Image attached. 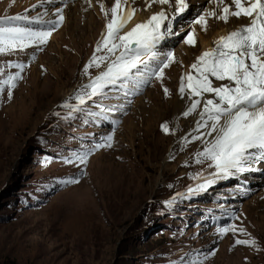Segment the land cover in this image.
Segmentation results:
<instances>
[{"label": "rangeland", "instance_id": "rangeland-1", "mask_svg": "<svg viewBox=\"0 0 264 264\" xmlns=\"http://www.w3.org/2000/svg\"><path fill=\"white\" fill-rule=\"evenodd\" d=\"M115 2L0 0V20L57 21L63 10L55 27L13 22L36 31L48 25L51 35L43 45L0 54V81L19 73L10 99L7 86L0 87V264H264V175H246V193L198 157L213 137L192 123L197 110L184 115L189 101L201 98L178 90L187 54L195 59L198 49L195 21L205 16L207 24L216 17L206 14L219 15L225 6L200 0L188 24L181 23L184 15L170 32L166 27V44L155 51L173 59L160 79L152 76L132 93L118 82L81 105L83 86L106 70L107 61L84 71L94 53L107 55L95 50ZM148 7L155 5L128 0L120 9L146 15ZM189 33L194 46L184 43ZM211 79L214 87L228 83ZM89 149L79 163L76 154ZM220 210L233 219L210 226L207 219ZM237 239L255 243L237 245Z\"/></svg>", "mask_w": 264, "mask_h": 264}, {"label": "snow or ice", "instance_id": "snow-or-ice-1", "mask_svg": "<svg viewBox=\"0 0 264 264\" xmlns=\"http://www.w3.org/2000/svg\"><path fill=\"white\" fill-rule=\"evenodd\" d=\"M50 2V0H45ZM153 3L167 4L169 0H152ZM177 12L186 8L184 0H176ZM235 11L225 6L222 14L210 12L206 15L228 21L229 16L239 18L241 15L252 17L248 26L233 30L216 40L215 47L204 51L195 63L191 65V72L181 77L179 92L183 97L187 88L189 98L200 97L193 100L190 108L184 113L189 115L202 104L200 120L197 129L206 127V135L213 137L205 141V148L198 153V157L211 162L216 169V174L227 177L239 172L250 170L255 162L264 161V0H231ZM247 6H244V3ZM128 0H116L111 8V18L106 24V32L98 42L96 52L107 50V55L97 57L94 53L92 60L85 66V73L90 67H99L100 63L107 61L106 70L102 71L89 84L83 86L85 92L78 97L79 103L85 102V97L91 99L102 95L103 90L109 85L118 82L127 87L128 83L138 86L147 83L148 79L156 76L162 77L163 69L169 66L173 58L168 54L164 60L160 59L155 51L156 45L164 38L161 26L168 19L166 13L161 11L154 14L146 22L138 23L130 31L122 29L128 24L135 14V10L128 8L118 16L117 11ZM223 3V0H218ZM104 11L103 5L100 6ZM57 9V14L59 13ZM107 16L108 13L105 12ZM63 16H59V21ZM22 21L25 24H49L55 27L56 20L44 21L39 16H13L0 20V54L16 50H24L32 45H43L51 35V30H33L30 27H20L13 22ZM206 30L205 16H200L196 21ZM171 31V25H168ZM184 43L194 46V36L189 33ZM111 58V59H110ZM22 69L23 65H16ZM227 81L228 83L214 87L213 80ZM19 79V73L8 76L0 81V87L7 86L9 99L14 81ZM185 80L187 83L185 84ZM205 93L213 94V98L203 99ZM167 95V89H165ZM167 131L165 126H162ZM112 137L106 138L107 146H111ZM103 144L94 145V148L103 147ZM91 149L83 155L76 154L79 163H86ZM199 162V161H198ZM76 181H67L74 183ZM210 183V182H209ZM237 231L235 228L231 229ZM229 231L228 228L221 229ZM242 231V230H241ZM237 245H252L255 241L239 240ZM192 264H197L193 261Z\"/></svg>", "mask_w": 264, "mask_h": 264}, {"label": "bare ground", "instance_id": "bare-ground-1", "mask_svg": "<svg viewBox=\"0 0 264 264\" xmlns=\"http://www.w3.org/2000/svg\"><path fill=\"white\" fill-rule=\"evenodd\" d=\"M72 0H65V3L66 4H70ZM145 2L149 3V4H153L155 5L154 8H150L148 7L147 8V12H146V15H142L140 13H135L134 17L130 20L131 23H129L128 25L125 26L124 28V31L123 32H127V31H130L131 28H133L136 24L138 23H142V22H146L148 19L151 18V16L154 14V13H157L160 9L162 8H165V7H169V5H161L159 3H153L152 0H144ZM199 1L200 0H190L189 1V8L188 10H186L185 12H183V16L186 15V17L184 19H182L181 23L186 25L188 24L187 22V19L189 21V14L192 13V12H196L197 11V7H194V6H197V4H199ZM88 2V1H87ZM186 3H188L186 1ZM222 6H229V5H232V2L231 0H223V3H221ZM233 8L235 9L234 5H232ZM244 6L246 7L247 6V3L245 2L244 3ZM70 7V6H69ZM70 9V8H69ZM71 10V9H70ZM123 10V9H122ZM122 10L119 8L118 9V14H120L122 12ZM236 10V9H235ZM63 11V10H61ZM59 12L56 16H57V21H59V16L62 15V12ZM107 12V11H106ZM148 13V14H147ZM220 14H222V11L220 12ZM104 15H105V12H104ZM189 15V16H188ZM63 16V15H62ZM56 19V17H54ZM179 18V17H178ZM65 19V18H64ZM251 19L252 17H246V16H243L241 15L239 18L237 17H234V16H229L228 18V21L227 22H224L223 20H220V19H217L215 18L210 20L209 22H207L206 24V30L204 27H202L201 24H199V27L198 30H196V32L194 33L195 35V38H196V41H197V44H198V49L196 50V57L194 59L193 57V54H187V56H189V62H187L188 64L184 65V69H185V75L190 73L193 75L194 72H192V70L190 69L191 68V65L193 63H195L197 61V58L206 50L208 49H211L213 47H215V41L218 40L220 37H223L225 36L226 34L230 33L231 31L233 30H237V29H240L242 27H245V26H248L251 22ZM205 21H206V18H205ZM216 21V22H215ZM65 22V21H64ZM64 24V23H63ZM66 26H65V29L68 27V22L66 21ZM172 24V22H171ZM198 26V24H197ZM191 26L188 25V27H186V30L189 29ZM183 28V27H182ZM193 28V27H192ZM63 29V27H62ZM185 29V27H184ZM60 31V30H59ZM62 31V30H61ZM162 33L164 34V30H161ZM193 32V30H192ZM58 33V32H57ZM84 33V31H83ZM61 34V33H60ZM84 37V35L82 36ZM166 39V36L164 35V38L156 45V46H160L162 41ZM93 40V39H92ZM84 42V41H83ZM88 42V41H87ZM94 42V41H93ZM85 49V48H84ZM165 53V52H164ZM159 54V53H158ZM160 55V54H159ZM182 56V55H181ZM41 58V57H39ZM181 58V57H179ZM183 59V58H182ZM40 61V60H39ZM29 62V61H28ZM183 62V61H182ZM36 65H38V61L35 62V64H30V67L33 68L35 67ZM40 66V65H39ZM33 72V71H32ZM187 83V81L185 80V84ZM217 86V85H216ZM180 86L178 87V90H179ZM187 88H186V91L185 93H187ZM209 99V98H208ZM202 104L203 102H201V105L199 107H197V112H198V115L195 116V118H193L192 120V123L196 125L197 127V123L198 121L200 120V111L202 110ZM189 105H191V101H189ZM180 108L181 107V103L179 101H177L176 103V109L177 108ZM204 128V127H202ZM206 128V127H205ZM206 131V130H205ZM155 137H156V134H155ZM208 138V137H206ZM209 141V140H208ZM155 143H156V140H155ZM154 143V144H155ZM156 145V144H155ZM159 146H162V143L161 144H157ZM155 147V146H154Z\"/></svg>", "mask_w": 264, "mask_h": 264}]
</instances>
